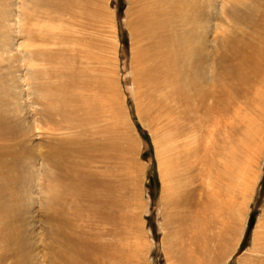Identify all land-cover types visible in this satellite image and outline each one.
Wrapping results in <instances>:
<instances>
[{"label": "bare ground", "instance_id": "6f19581e", "mask_svg": "<svg viewBox=\"0 0 264 264\" xmlns=\"http://www.w3.org/2000/svg\"><path fill=\"white\" fill-rule=\"evenodd\" d=\"M132 1H136L139 7L132 18L127 11L126 24L133 37L144 39V43L133 53L134 81L140 93L139 101L146 103L143 113L154 112L151 118L160 130L165 129L161 125L164 121L172 122L174 133L169 131L172 138L175 133L180 134L181 128L178 119L173 118L178 98L183 103V118L191 119L197 109L208 116L214 113L222 115L220 119H223L221 123L225 135L220 137L222 140L217 137L218 141L208 148L207 153L210 154L209 150L211 154L221 153L224 164L228 165L222 171L229 182L221 192L226 194L227 189L231 193V199L225 205L227 220L223 235H217L215 249H211L205 237V204L203 201L199 203L192 191L188 197L191 208L188 212L173 210L164 214V224L172 222L176 226L172 235L167 233L162 238L165 250L175 251L176 255L172 254L178 264H202V260L195 257L197 253L206 256L203 259H207L208 264H220L235 234V217L245 209L244 201L255 181V170L264 148V0H222V4H231L228 10L231 23L208 46L206 33L198 32L203 26L200 27L197 20L209 17L206 11L209 0ZM0 2H17V5L20 2L19 9L30 7L34 14L30 16L26 12L28 18L36 14L39 17L46 15L43 11L46 6L73 19L83 15L94 21L100 13V0ZM187 3H190L189 8ZM80 9L84 11L80 13ZM108 15L105 12L104 17L100 16L108 19ZM25 34L29 39L43 42L47 39L33 30ZM67 37L69 34L64 33V39ZM89 47H94V44H89ZM90 51L37 49L26 55L29 59L47 63L52 57L61 55L63 67L49 72L40 68L28 73L38 78L39 83L36 81L38 84L30 88V93L33 89L31 102L38 104L39 109L27 115V126L21 127L25 117L23 121L15 118L13 125L4 119L0 121V240L5 243L2 250L20 252L21 246L14 244L17 240L10 222L17 212L22 211L20 192L27 191L31 186L28 181L30 176L24 178L22 171L40 159L45 165L41 193L44 195L42 202L48 233L52 239L48 252L50 263L139 264V249L128 240L132 213L126 195L130 190V194L135 195L137 172L129 174L130 167L121 160L123 155L118 154L119 157L115 158L110 153V150L122 153L127 148L121 144L124 138L118 130V118L113 107L116 92L108 94L105 75L96 69L100 58ZM58 77L63 80H57ZM49 78L53 80L49 81ZM32 84L30 82V87ZM105 97L107 102H103ZM209 97L216 104H207ZM239 100L243 103L244 113ZM93 111L110 118L109 111L113 117L101 129V142L96 139L95 131L89 128ZM35 114L46 124L44 130L53 132L52 137L41 140L43 145L44 142L47 145L38 154L26 138L27 132H31L30 119ZM61 130L65 131V135H57ZM169 134H164L163 140H160L165 145L171 141ZM132 148L130 150L135 149ZM3 155L8 158H2ZM113 160L119 163L116 166L119 171L111 170L110 162ZM134 165L132 167L139 168L136 163ZM173 174L161 165L162 205L166 207L169 201L175 206L181 202L169 194V189L173 188L170 182ZM242 174L244 190L240 196L244 201L237 202L233 194L235 179ZM262 228L260 232L257 229L254 235L259 257L254 258L253 264H264V225ZM115 236L121 242L114 243L112 239ZM2 259L3 254L0 253ZM22 260L17 258L12 264H26Z\"/></svg>", "mask_w": 264, "mask_h": 264}, {"label": "rangeland", "instance_id": "374dc122", "mask_svg": "<svg viewBox=\"0 0 264 264\" xmlns=\"http://www.w3.org/2000/svg\"><path fill=\"white\" fill-rule=\"evenodd\" d=\"M221 2L222 0H209L206 6L209 17L197 20L200 27L203 26L198 32L206 33L207 46L213 44L215 38L222 33V29L231 23V20L228 19V10L231 8V4L223 3V5ZM121 3L124 6L122 11L119 10ZM134 3L136 1L100 0L99 18L89 21L83 15L73 19V17L60 14L48 6L43 7L46 14L43 17L36 14L32 18H28L26 12L30 16L34 14L30 7L27 9L22 6L19 9L20 2L18 5L17 2L16 4L15 2L5 4L0 2V121L2 122L4 119L13 125L15 118L18 117L23 121L25 117L21 127L27 126V119L29 120L27 115L33 110L39 109L38 104L31 102L33 89L30 93V88H35L39 83L38 78H33L35 75L31 77L28 73L40 68L49 72L63 67L61 55L52 57L47 63V61L29 59L27 56L30 51L44 49L60 52L62 49H68L72 52L73 49H87V51L91 50L96 53L100 58L96 69L100 71V74L105 75L104 79L108 84V91H110L108 94L117 93L114 95L113 107L118 118V130L124 138L121 144L127 148L122 153L112 150L110 153L114 157L122 154L121 160L131 169H129V174L137 172L136 176L138 177L135 195L130 194L131 190L128 191L129 193L126 191L129 209L132 213L128 225V240L135 243L139 249V264H178L175 251L167 252L162 243L164 235L167 233L172 235L176 226V223L172 222L165 225L164 214L171 213L173 210L182 213L188 212L190 208L188 197L192 191L199 203L203 201L205 204V237L211 249H215V243L219 238L217 235L223 233L227 220L225 205L230 201L231 193L227 189L226 194L221 192L222 188H225L224 185L227 186L226 182H229L228 177L223 175L222 171H225L228 165L224 164L221 153L213 152L211 154V150H209L210 154L207 152L208 148L218 141L217 137L221 139L225 135V130L221 123L223 119H220L222 115L219 113L208 116L197 109L194 114L192 113L191 119L183 118L184 114L181 110L184 107L180 98H178V102L176 101V106H178L176 111L179 114L177 112L173 114V118L178 119V125L181 127L180 134L175 133L173 138L170 135L174 133L172 122L164 121L161 125L165 129L160 130L159 125L152 121L151 117L154 112L143 113L146 103L139 101L140 93L134 81L133 53L142 45L141 43H144V39H139L138 36L133 37L126 24L127 11L132 18L138 10L139 5ZM186 7L189 8L190 3H187ZM14 9L19 13H16L18 11H14ZM83 11L81 10L80 13ZM105 12L109 14L108 19L103 18ZM15 16L16 18H14ZM28 28L45 35L46 41L27 38L28 35L25 33L30 31ZM64 33H68L69 37L64 39ZM62 39L66 41L64 42ZM92 43L94 47H89V44ZM71 62L75 64L73 61ZM51 80L53 79L49 78V81ZM57 80L62 81L63 79L58 77ZM30 82H33L31 87ZM34 84L36 85L33 87ZM34 94H36L35 89ZM103 102H107L106 97ZM215 102L212 97L207 98V104L214 105ZM240 102L243 112V103L239 100ZM16 111L17 113H15ZM108 115L110 118L105 114L93 111V121L89 124V128L95 131L96 139L99 142L103 139L101 137L102 127L113 120L109 111ZM30 120L31 132H27L26 138H28L29 144L31 143L33 151L38 154L44 151V146L47 145V142H44L45 145H43L41 140L52 137L53 132L44 130L46 124L41 122L42 119L38 114H35ZM169 131H171L170 134ZM215 131L216 133H214ZM61 132L62 130L58 131L57 135H65V131ZM144 133L147 135L146 139L142 136ZM164 134H169L172 138H169L171 141H168L167 146L160 141L163 140ZM132 147H135L136 150H130L133 149ZM206 157L209 159L207 160ZM2 158L7 159L8 157L3 155ZM134 163L139 167L138 169L132 167L135 166ZM107 164L109 165V163ZM118 164L116 160L111 161V170L119 171V168L116 167ZM161 165L174 173L170 181L173 188L169 189L171 191L169 194L172 198L181 200L177 206L173 205L171 201L167 207L162 205ZM44 166L40 159H36L33 164L26 166L22 171L24 178L28 179L30 176L28 181L31 182V186L27 191L20 192L22 211L17 212L10 222V227L15 232V241L17 240V243L14 244L21 246L20 252L14 251V249L2 250L5 243L3 244L0 240V253L3 254L0 264H12L17 258L23 259L24 261H22L26 264H51L48 252L52 239L48 233V223L42 202L44 195L43 192L41 193V186L45 182L43 178ZM255 173V181L245 201L240 196L244 190V176L243 174L236 176L233 194H235L237 202H245V209L242 214L235 217V234L220 264H253L254 258L259 257L256 253L254 235L257 229L260 232L264 225V215H262L264 184L261 182L264 178V148ZM250 215H254V220L252 228L247 231ZM257 223L260 224L259 227ZM112 240L114 243L121 242L117 236ZM202 256L200 253L195 255L199 260H202V264H208V260L203 259L206 256Z\"/></svg>", "mask_w": 264, "mask_h": 264}, {"label": "trees", "instance_id": "16d2710c", "mask_svg": "<svg viewBox=\"0 0 264 264\" xmlns=\"http://www.w3.org/2000/svg\"><path fill=\"white\" fill-rule=\"evenodd\" d=\"M123 3L120 4L119 6V10L122 11L123 10ZM145 139L147 138V135H145V133L142 135ZM262 184H264V178L261 180ZM263 193H264V190H263ZM253 220H254V215H250L249 217V221H248V230L247 231H250V229L252 228V225H253Z\"/></svg>", "mask_w": 264, "mask_h": 264}, {"label": "crops", "instance_id": "0c3cea01", "mask_svg": "<svg viewBox=\"0 0 264 264\" xmlns=\"http://www.w3.org/2000/svg\"><path fill=\"white\" fill-rule=\"evenodd\" d=\"M225 191V190H224Z\"/></svg>", "mask_w": 264, "mask_h": 264}]
</instances>
